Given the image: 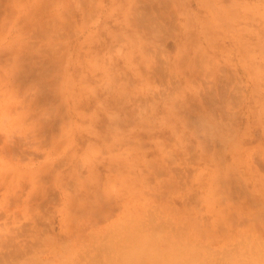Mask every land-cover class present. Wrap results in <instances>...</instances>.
Instances as JSON below:
<instances>
[{"label": "rangeland", "instance_id": "rangeland-1", "mask_svg": "<svg viewBox=\"0 0 264 264\" xmlns=\"http://www.w3.org/2000/svg\"><path fill=\"white\" fill-rule=\"evenodd\" d=\"M0 264H264V0H0Z\"/></svg>", "mask_w": 264, "mask_h": 264}, {"label": "bare ground", "instance_id": "bare-ground-1", "mask_svg": "<svg viewBox=\"0 0 264 264\" xmlns=\"http://www.w3.org/2000/svg\"><path fill=\"white\" fill-rule=\"evenodd\" d=\"M116 245V244H115ZM118 247V246H117ZM116 249V248H115ZM130 252V251H129ZM181 253V252H180ZM115 254V253H114ZM121 254V253H120ZM122 254H123V252H122ZM124 254H126V252L124 253ZM120 256H123V255H120Z\"/></svg>", "mask_w": 264, "mask_h": 264}]
</instances>
